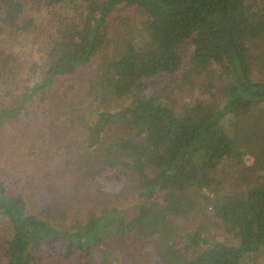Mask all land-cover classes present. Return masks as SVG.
<instances>
[{
	"label": "trees",
	"instance_id": "trees-1",
	"mask_svg": "<svg viewBox=\"0 0 264 264\" xmlns=\"http://www.w3.org/2000/svg\"><path fill=\"white\" fill-rule=\"evenodd\" d=\"M43 1L78 15L58 28L31 88L14 95L2 74L9 66L0 67V96L13 99L0 100V264H244L264 256V0ZM27 3L0 0V32L29 27ZM100 52L86 85L49 99L47 117L28 108ZM212 64L223 87H207L208 115L150 92L157 77L199 75ZM227 168L231 187L219 176ZM21 179L23 193L14 188ZM125 189L135 201L121 202ZM205 210L208 223L189 218ZM216 224L235 242L205 233ZM145 244L154 252L139 259Z\"/></svg>",
	"mask_w": 264,
	"mask_h": 264
},
{
	"label": "rangeland",
	"instance_id": "rangeland-1",
	"mask_svg": "<svg viewBox=\"0 0 264 264\" xmlns=\"http://www.w3.org/2000/svg\"><path fill=\"white\" fill-rule=\"evenodd\" d=\"M78 12L74 8L67 7L65 4L45 5L43 0H28L25 11L23 13V23L30 24L27 29L23 27H16L13 29H7L0 32V67L3 64H7L10 72L3 73L6 86L13 88V94L19 95L28 88H31L34 83L39 82L44 77V72L48 67L49 60V48L51 43L58 38V28L63 24L71 22V19L76 18ZM191 46L187 45V54H191ZM101 65V52L89 63L82 65L77 73L70 74L58 79L53 85L52 92L48 93L44 100L40 98V94H36L29 103V109H35L38 113H41L43 118L47 117L48 107L50 106V100L52 97H59L66 89L68 85L74 86V91L79 92V89L83 88L91 77L94 69ZM185 68V67H184ZM183 68V69H184ZM181 78L177 74L163 75L157 77L152 89H156L158 92L165 94L166 99L177 110L190 107L194 109L197 114L208 115L212 112V107L208 106L206 97L207 87L211 84L209 94L219 93L223 87V83L218 80L222 75L221 69L218 65L212 64L210 68L206 69L199 75L188 77L187 75L180 74ZM257 75H260L257 73ZM217 80L216 82H214ZM223 95V93H222ZM225 96L216 99L218 103L223 106ZM203 99L205 106H198L197 100ZM0 100L5 103L11 102L10 96H0ZM197 105V106H196ZM221 110V109H220ZM219 110V111H220ZM217 111V112H219ZM40 121L38 122V124ZM69 133L76 136V132L71 130ZM11 130L7 133V137H10ZM7 140V139H6ZM11 144V143H10ZM227 173L223 176V173H219V176L225 178V185L231 187L237 184L233 175L235 172L226 169ZM24 180L21 179L19 185L14 188L22 193L25 192L23 188ZM30 192V191H29ZM124 195L121 198L122 203L128 201H135L133 196L130 195V191L125 189ZM131 199V200H130ZM36 200V197L33 198ZM189 218H194L195 224L200 222L208 223L209 219H212L211 212L207 210L196 213H190ZM187 221V220H186ZM185 222L180 220L179 223ZM191 223H189L190 225ZM210 231V232H209ZM216 231V234H215ZM206 234L223 239L226 242H235L233 237L226 232L223 225H214L211 230L205 231ZM154 248L150 244L139 245V259L147 257L150 253H153ZM244 264H264V256H253L246 259Z\"/></svg>",
	"mask_w": 264,
	"mask_h": 264
}]
</instances>
